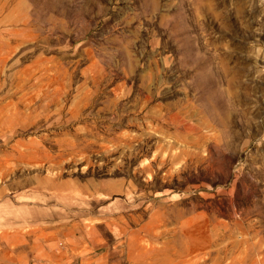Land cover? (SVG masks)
Segmentation results:
<instances>
[{
    "label": "rangeland",
    "instance_id": "rangeland-1",
    "mask_svg": "<svg viewBox=\"0 0 264 264\" xmlns=\"http://www.w3.org/2000/svg\"><path fill=\"white\" fill-rule=\"evenodd\" d=\"M0 264H264V0H0Z\"/></svg>",
    "mask_w": 264,
    "mask_h": 264
}]
</instances>
